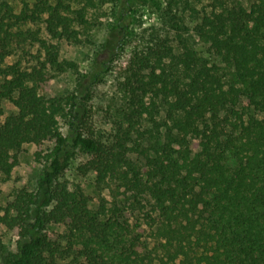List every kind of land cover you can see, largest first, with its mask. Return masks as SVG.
<instances>
[{"label":"trees","instance_id":"trees-1","mask_svg":"<svg viewBox=\"0 0 264 264\" xmlns=\"http://www.w3.org/2000/svg\"><path fill=\"white\" fill-rule=\"evenodd\" d=\"M85 1L72 8L66 0H35L16 12L0 0V98L14 108L3 121L0 102V180H9L24 144H55L37 192L21 190L0 207V226L19 236L16 251L0 240V264H56L68 251L83 264H264V117L255 113H264V0L193 9L200 15L194 32L220 64L192 48L176 16L169 20L174 37L133 49L116 79L109 132L91 121L87 103L116 54L98 58L87 74L60 57L59 41L82 44L92 27L96 2ZM99 3L116 4L113 30L124 49L131 4ZM16 53L19 60L8 63ZM67 72L81 77L84 93L40 92ZM76 150L90 156L81 170L95 171L98 192L112 197L97 209L61 179ZM127 193L135 203L151 199L158 212L148 216L159 257L143 253L137 225L124 219L118 203ZM52 224L66 225L67 248L47 233Z\"/></svg>","mask_w":264,"mask_h":264},{"label":"rangeland","instance_id":"rangeland-1","mask_svg":"<svg viewBox=\"0 0 264 264\" xmlns=\"http://www.w3.org/2000/svg\"><path fill=\"white\" fill-rule=\"evenodd\" d=\"M8 3L15 6V11L20 12L24 2L31 5L35 0H7ZM55 0H51L54 2ZM213 0H127L131 4L128 21L132 31L128 38V43L124 49L117 47L116 39L120 37L117 30H113L115 18L113 12L115 3L102 5L99 0H95L96 7L89 9L88 18L92 24L89 32L83 37L82 44H74L65 39L59 41L61 59H70L78 62L82 74L91 73L98 61V58L108 59L112 57V52L116 55L110 62V70L104 74L102 80L95 84L91 90V98L88 101V108L91 110L92 122L96 127L105 131H111L114 128L113 114L116 110L117 94L116 79L122 72V68L133 49H142L148 43L165 36H175V31L169 22L174 16L182 19L183 24L189 28V31L183 33V36L191 44L192 48L200 54L208 57L212 63H219L220 59L211 53L209 46L201 41L194 32L195 25L200 20V15L196 16L193 9L202 14L204 10L211 9ZM72 6L77 8L86 5L85 0H66ZM155 3H158L156 5ZM41 27V24L34 26ZM44 29L43 27H41ZM174 45H178L175 40ZM37 49V47L35 48ZM35 51V50H34ZM20 54L16 53L10 57L8 63H14L19 60ZM24 63V61L22 62ZM81 77L67 72L58 74L55 79L40 88V92L47 96H66L69 94L84 93V88H80ZM88 80V79H87ZM89 81V80H88ZM0 102L5 108V115L9 114L14 108L12 104L5 99L0 98ZM256 116L263 118L264 113L255 112ZM61 129L67 133L65 120H60ZM55 147L51 140H47L41 145L24 144L21 151L15 154V167L9 180L3 182L0 180V207H6L7 204L15 199L17 192L26 190L37 192L39 182L49 164L50 155ZM90 159V156L80 151L74 152V157L70 160L68 168L65 170L61 179L68 181L71 187H80L89 199L92 208L97 209L101 200H112L108 191L98 192L96 188V172L88 171L84 173L81 170L83 164ZM152 201L148 198L141 199V204L135 203L133 198L127 193L126 197L119 200L123 208L124 219L132 225H137L136 233L139 235V247L143 253H148L151 257H159L161 254L158 247V241L154 235L156 228L155 222L149 218L158 219V212L152 210ZM47 233L53 238L61 240L62 247L67 248V227L65 224H52L48 226ZM19 236L16 231L9 230L6 226H0V240L6 243L11 250L16 251V241ZM84 259L77 256L74 252L61 253L56 259V264H83Z\"/></svg>","mask_w":264,"mask_h":264}]
</instances>
